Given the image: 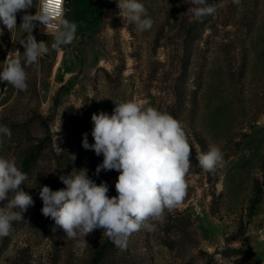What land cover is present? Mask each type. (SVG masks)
<instances>
[{"label":"rangeland","instance_id":"rangeland-1","mask_svg":"<svg viewBox=\"0 0 264 264\" xmlns=\"http://www.w3.org/2000/svg\"><path fill=\"white\" fill-rule=\"evenodd\" d=\"M139 2L154 21L150 30L126 22L117 0H66L76 40L51 50L52 34L35 28L50 52L26 66L27 91L0 81V125L12 133L0 156L15 158L27 173L20 188L34 201L0 238V264H92L108 239L103 230L68 239L42 214L39 192L45 185L57 189L68 153L70 174L86 169L108 185L109 197L117 195L119 173L97 174L103 155L82 140L87 133L94 143L93 113L111 114L114 102L128 100L181 122L193 167L183 202L153 222L154 230L134 233L126 250L114 244L100 264H264V0H206L216 11L202 22L188 11L189 0ZM28 12L34 15L35 7ZM24 14H16L11 32L0 21V71L7 57L25 51ZM211 145L224 163L205 172L196 156Z\"/></svg>","mask_w":264,"mask_h":264},{"label":"clouds","instance_id":"clouds-1","mask_svg":"<svg viewBox=\"0 0 264 264\" xmlns=\"http://www.w3.org/2000/svg\"><path fill=\"white\" fill-rule=\"evenodd\" d=\"M239 4L240 0H233ZM188 9L195 21L213 14L216 8L206 0H189ZM66 0H0V21L11 32L17 27L16 14L24 12L20 27L27 33L19 43L25 51L18 50L14 58L4 61L0 81L11 84L17 92L27 91L26 66L37 64L51 50L71 45L76 40L78 25L66 17ZM117 6L126 22L134 23L139 31L150 30L153 19L139 0H117ZM35 7V14L29 9ZM43 31L53 36L49 46L37 42L33 30L37 23ZM2 32V30H0ZM23 57V62L22 58ZM111 114L93 113L89 144L87 133L82 146L97 156L103 155L102 164L96 168L116 170V196L109 197L105 182L97 184L89 178L86 169L74 170L59 179L66 186L52 190L42 186L39 192L45 217L51 218L71 240L85 237L96 229H102L118 248L126 250L130 237L140 231L154 230L153 222H162L165 212L179 206L187 195V176L192 164V147L181 124L170 113L153 106H145L136 100L114 102ZM11 130L0 125V145L4 138H11ZM57 136L55 137V144ZM57 146V144H56ZM58 147V146H57ZM198 165L205 172H215L224 163L223 153L216 145L207 152L197 154ZM16 164L15 158L0 156V238L13 231V222L23 220L22 213L34 204L32 197L20 186L27 179ZM86 241V240H85Z\"/></svg>","mask_w":264,"mask_h":264},{"label":"trees","instance_id":"trees-1","mask_svg":"<svg viewBox=\"0 0 264 264\" xmlns=\"http://www.w3.org/2000/svg\"><path fill=\"white\" fill-rule=\"evenodd\" d=\"M200 139L201 144L204 146V141ZM64 158V170L65 176H68L70 174V166H71V157L68 153L63 154ZM63 182L60 180L58 187L56 190H59L61 188H64ZM114 250V243L108 238L106 239L95 251L93 258H92V264H100L103 263L105 260H109V258L112 256Z\"/></svg>","mask_w":264,"mask_h":264},{"label":"built area","instance_id":"built-area-1","mask_svg":"<svg viewBox=\"0 0 264 264\" xmlns=\"http://www.w3.org/2000/svg\"><path fill=\"white\" fill-rule=\"evenodd\" d=\"M37 28L39 29V30H41V31H43V26L42 25H39V22H37Z\"/></svg>","mask_w":264,"mask_h":264}]
</instances>
